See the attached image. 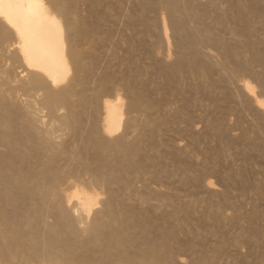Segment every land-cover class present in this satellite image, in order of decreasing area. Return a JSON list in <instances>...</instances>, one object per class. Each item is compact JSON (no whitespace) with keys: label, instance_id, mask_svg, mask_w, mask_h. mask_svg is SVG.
<instances>
[{"label":"bare ground","instance_id":"bare-ground-1","mask_svg":"<svg viewBox=\"0 0 264 264\" xmlns=\"http://www.w3.org/2000/svg\"><path fill=\"white\" fill-rule=\"evenodd\" d=\"M74 1L75 0H0V44H1L0 46L2 47V44H4L10 48L11 51L9 54V61H11V63H13V62L17 63V65L20 66L22 71L25 72L24 73L25 77L22 75L24 77V82L18 83V84H22L21 89H23V91H25V93L27 92L29 94V96H31L30 95L31 92H33L32 95H34L35 92H40V93H38L40 95V98H39L40 103L39 104H41L42 108L46 109V113H47L48 117H46V116L45 117L46 118L50 117L52 120L55 118L62 125V128L64 127V129H66L68 131V132H66V134L68 135V133H69L70 137L73 138L72 143H69V144H71L70 148L67 147L68 145L66 143H64V141H63V143H56L57 141L55 142L56 144L52 143L53 139L52 140L49 139L50 137H53V135L50 136V134L53 133L52 129L47 128L45 130L42 129L43 131H41L40 130L42 128L41 127L39 129L40 130L39 131L36 128V127H38V125H36V127H35L33 122H30L31 121V119L29 118L30 116L29 117L25 116L23 119L24 123H26V125H21V126L16 125V126H18L17 129L15 128L16 126L13 129L12 125H11V123L14 122V119L11 116L12 112H10L8 110L11 115L4 113V110H5L4 108H3L4 110L1 111L2 113L0 112V143H2V145L5 146V150L0 153V263L5 262L7 264H181V262L183 260L181 261L180 259H177L179 255L176 257L175 253L179 249L182 250V248L185 247L186 244L188 245V243H187L188 241L185 243L184 239H182V237H180V235H174L175 233L173 234V232H175V231L177 232V230L174 231L169 226L171 223L168 225L169 227L164 226L162 228L163 232H161L162 229H160L161 231H159V232H161V234L157 232L160 235L157 238L155 237V239H154V237L152 235L153 234L152 231L154 230L153 226H155L154 225L155 222H153V218H152L153 215H152V212H150L149 210H147L143 213H140V214L138 213V215H140V216L137 217V219L135 220L134 223L132 221V223H131L132 226H129V225H131V224H129L131 221L129 222L128 220H132V219H130V217L128 218V216H127V212H129V211H127L126 213H125V211H122V208L125 209L128 207L127 203L125 204V201H127L126 198H128V197L124 198V200L122 199L123 200L122 204H124V206L122 205V208H117L116 202H115L117 200V198H116L117 196L115 195L116 189L114 188L115 189L114 190L111 187L112 185L116 184V187L119 190L124 191L127 196L128 195L130 196L132 194L131 191L133 192V189H132L133 186H136L135 184L137 183V180L140 181V180H142L141 179L142 177L149 176V174H150L149 170L146 169L145 165H144V162L149 159L148 158L149 156L148 155H146L148 157H145V156L142 157L141 156L142 146L139 143L140 141L138 140V138H135L132 142H128L124 137V133L121 130L122 124L124 123L123 122V115L125 114L127 117L126 123H129V122L131 123V121L134 120L133 118L136 116V113L144 114L145 117L143 116L144 120L142 121L143 122L142 125H143V128L147 127V129H148V132L146 133V135H147L146 139L148 142L147 146L150 150H153V148L155 146L154 145V139H155L154 137H155L156 133L158 132V130H160L159 127H161L163 124H167V123L171 122V120H173L172 117L174 115L170 116V115L164 114L165 112L162 109V107L160 106L161 104L158 102H155V100L152 98V96H151L152 94L149 91L150 87L147 86V83L144 84V82L141 81V79H140L141 74L145 73V75H143L142 77L146 76V74H147V71L145 70V68H143L144 70H138L137 72L131 71V73H133V72H135V73H133V75L128 73L129 75H132V76H129V78H126L122 81H118L119 83L116 81V79H115L116 76L113 73H105V74L101 75L102 74V72H101V74H99V75H101L100 78L96 76L99 80V85H98L97 89H95L94 91H91V93H88L90 89H88V87H85V83L91 77L93 78V76H94L93 80H95V75H97L98 73L95 72V69L93 67V65L95 64V61H96L95 57L93 56L94 57L93 59L95 60L94 64H93V61H89V60H87L89 62L85 61L84 55L87 54L90 57H91V55H93L94 49H93L92 45L94 42L90 41V36L93 33L94 26L96 24L93 23L94 25H92V23L90 24L89 21L87 22V20H86V22H84L83 20L79 19L80 17L77 14L78 9H76L77 7L74 6L75 3L72 5V3ZM88 1H90V0H88ZM92 1H90V4H91V7H93V10H95L94 6L97 7L95 5V3L97 4V2H96V0H94L95 3H94V1L93 2ZM99 1L100 0H98V2ZM138 1H139V7L141 9L140 11H143V12L149 11V10H155L156 8H158V11H159V9H160L159 7H162L161 9H163L166 13H168V17H169L168 21L170 23V27H171L173 33L176 34L177 40H176L175 46H176L177 52H179L180 55L184 54L180 50L182 49V51H184V50H187L186 48H188V54H184L183 56H180V58H179V55L177 53L178 58L176 60H174L175 62H173L170 66L168 65L167 67H163L162 65H160L161 64L159 62L160 60H158V64H157L158 69H157L156 73L160 74V76L159 75L158 76L161 77V79L163 80V82H161V83L166 84V82L168 83L170 81L171 82L173 81L172 84L174 85L173 86V90H174V89L178 88L181 81L185 78V75L189 74V76H190V74H191V75H194L196 77L198 76V78L199 77L207 78L212 71V68H213L212 64H214V63L211 62L212 64H210V63H208L209 61L208 62L205 61V60H207V58L205 57L206 58L205 60L202 58L205 55H202V57L200 56V54L198 53V51L200 50V49H198L199 45H198V47H195V45L197 46V44H199V42H200L196 36H197V34H199V32L202 35H203V32H205V33L211 32V29L215 27V26L213 27V25H218V27H219V25H223L224 23L228 24V23H226L227 20H231V21H233L232 23L230 22L231 24H233L232 26L230 25L231 26V29H230L231 33L234 31H237V32L242 31L241 33L243 34L241 37V40L238 39L240 41L238 43L239 45L237 44L238 46L236 44L235 45L228 44L230 42H228L226 44L227 41L223 42L222 37L220 38L219 36H217L216 38H214L215 36L214 37H209V36L207 37L206 36L207 41L217 45L218 46L217 48H219V50H220V53L222 56V61L221 62L219 61V63L216 62L217 63L216 65L219 64V66H221V70H219V72L222 71V67H224V68L226 66L228 67L229 64L228 65L226 64V62L228 60H232V64L234 66H232L231 68H233V69L228 71L229 68H228V70L225 68L228 71V76H231V77L233 75L236 76V74L241 72V71L249 72L252 75V77H254L256 83L258 85H260L262 87V89H264V50H261L262 46L260 47V45L263 42L257 41L258 40L257 35H253V37H252L253 30L255 29L253 27L258 22V21L257 22H255V21L260 17L262 9L264 8V0H223L227 4L228 11L226 9L225 13H223V11H221L222 14H220V15L217 14L214 16L213 15L210 16L207 13L205 7L201 6L200 3L198 2V0H138ZM210 3H212V2H210ZM76 4H78V3H76ZM100 6L103 7V5H100ZM207 6H208V4H207ZM219 7L221 8V6H219ZM104 9H105V6H104ZM106 9L108 10V8H106ZM106 9L103 11H107ZM209 9H210V7H209ZM263 11H264V9H263ZM91 12H92V9H91ZM218 12H220V11H218ZM162 15L163 14H161V17H162V20L164 21V18ZM166 15L167 14H164V16H166ZM138 18H140V17H138ZM260 19H261V17H260ZM142 20H143V18H142ZM155 20H157V19H155ZM145 21H146V19H145ZM159 21H160V19H159ZM98 22H100V21H98ZM142 23L140 25H142ZM158 23H157V25H158ZM146 24L147 23H144L143 25H146ZM165 24H167V22ZM113 25H115V24H113ZM140 25H138L137 27H139ZM147 25H149V23ZM158 26H159L158 28L160 29V34H158V35H160L161 40H163V42H164V40H166V34H167L166 28H165L163 22ZM143 28H144V26H143ZM214 29H216V28H214ZM143 31L144 32L147 31L146 26L143 29ZM215 31H217V30H215ZM224 31H225V29H224ZM214 32H213V34H214ZM254 33H256V32H254ZM224 34H226V33H224ZM228 34H229V32H228ZM236 34H239V33H236ZM171 35L174 36V34H171ZM221 35H223V34H221ZM234 36H236V35L234 34ZM258 36H259V34H258ZM200 38H202V37H200ZM224 38H225V36H224ZM231 38H232V36H231ZM195 39L198 40L199 42H197V44L193 45L195 43ZM78 41H82V42H80V44L83 43L86 46L84 45L85 47L84 46L81 47L78 44ZM260 41H262V40H260ZM151 42H152V40H151ZM173 42L174 41H172V43ZM169 43H167V44H169ZM123 46H124V44H123ZM157 47H159V46H157ZM168 47H169V45H168ZM239 48H241L242 50H239ZM197 49H198V51H197ZM146 51H149V50H146ZM168 51H169V48H168ZM141 52H143V51H141ZM166 52H164V53L166 54ZM244 52H246L248 54L247 57L245 56L246 54H244ZM175 53H176V51H175ZM155 54H156V52H155ZM159 54L160 53H158L157 56H159ZM165 54H163V55H165ZM87 55L85 57H87ZM130 56H131V54H130ZM133 57H134V55H133ZM212 57H214V55ZM7 59H8V54H7ZM163 59L165 60L164 57H163ZM169 59H170V57H169ZM130 60H133V59H130ZM107 63H108V61H107ZM134 64H132V65H134ZM214 66H215V64H214ZM254 66L255 67L257 66V68L259 67L258 68L259 70L257 69L258 71H255L253 69ZM13 69H15V68H13ZM219 69H220V67H219ZM216 73H218V72H216ZM241 74L243 75V73H241ZM1 75L3 76V74H1ZM5 76L9 77L7 75H5ZM97 78H96V81H97ZM218 78H216V79H218ZM226 79H225V81H226ZM9 80H12V76H11V79H9ZM138 80H140L139 83H141L139 88L137 87L138 85H136L137 82H135ZM5 81L6 80H4V83H5ZM200 81L202 82V80H200ZM12 82H15V81H11V83ZM21 82H22V80H21ZM216 82L218 83L219 80ZM216 82L215 81L213 82V78H212L211 83L208 81L202 85L203 86L205 85V88H207V91H208L211 89H215ZM236 82H238V81H235V84H237ZM241 82H240V86H238V87L245 93L244 96L246 98V103H248V105L253 106L255 108V110H254V111H256L255 112L256 113L255 118L258 121H260V123H262V125H263L262 127L264 128L263 101L261 100V98L258 99V95L256 96L254 89H253V88H255L253 86L254 84L252 85L253 82L251 84L247 81H243L242 83ZM4 83L2 82L1 84H4ZM8 83H10V82H8ZM95 83H97V82H95ZM5 84L7 85V83H5ZM14 84H16V83H14ZM4 85L1 86L2 89L5 87ZM115 85L118 86L119 89H121V91L123 92V93L121 92L122 95H121V93L118 94L117 92H115L116 89H114L115 90L114 92L117 94H115L110 99H108V98L104 99L103 98L101 100V98H102L100 96L101 93L107 92V91H112L113 88H117V87H114ZM230 86H228V87H230ZM17 88H15V89H17ZM195 89H196V87H195ZM5 90H6V88H5ZM18 90H20V89H18ZM92 90H93V87H92ZM165 90H166V88H165ZM231 90L233 91L234 89L231 88ZM13 91H15V90H13ZM259 91L261 92V90H259ZM7 92H8V90H7ZM10 92H12V91H9V93ZM161 92H163V91H161ZM1 93L4 94L3 92H1ZM9 93H8V96H9ZM25 93H23V94H25ZM262 93H263V91H262ZM6 94L7 93L5 92V95ZM167 94H168V92H167ZM12 95L14 96V94H12ZM161 95H163V94H161ZM3 97H4V95H3ZM3 97H2V99H3ZM196 97H197V95H196ZM236 97H235V99H236ZM261 97H262V95H261ZM7 99H8V97H7ZM164 99H165V97H164ZM221 99L223 100V98H221ZM218 100H214V101L217 102ZM9 101H11V100H9ZM174 101H173V103H174ZM1 102H3V101H1ZM22 102H23V100H22ZM36 102H37V100H36ZM189 102H190V100H189ZM218 102H217V104H218ZM228 102H231V101L229 100ZM187 103H188V98L185 94H183L182 98H181V105L177 108V110L175 108L177 115L178 114L181 115L183 119H185V114L182 113V110L184 109L185 104H187ZM235 103H236V101H235ZM6 104H8L7 101H6ZM9 104H11V102ZM3 105L6 106L5 103ZM34 105H36V104H34ZM236 105H237V103H236ZM1 107H0V110H2ZM37 107H38V105H37ZM215 107H217V106H215ZM8 108L10 109V107H8ZM59 108H62L64 110V114L62 116H60V118H58L59 115L56 117V110ZM238 108H239V106H238ZM229 109H230V107L228 106V107L224 108L223 111H226V110L228 111ZM220 111L222 112V110H220ZM240 112L241 111H239V114H240ZM24 113H26V112L24 111ZM34 113H36V112H34ZM38 113H39V111H38ZM21 114H23V113H21ZM29 114H30V110H29ZM152 114H153V116H152ZM173 114H175V113H173ZM16 117H18V116H16ZM177 118H178V116H177ZM15 119H18V118H15ZM20 119H22V118H20ZM234 119H236V118H234ZM138 120H136V121H138ZM32 121H33V119H32ZM50 122H53V121H50ZM53 123H52V125H53ZM172 123H174V122H172ZM257 123H259V122H257ZM56 124H58V123H56ZM227 124H229V123H227ZM233 124H234V121H233ZM252 124H253V122H252ZM131 125H133V124H131ZM219 127H221V126H219ZM258 127H259V125H258ZM52 128H53V126H52ZM62 128H61V130H63ZM254 130H255V127H254ZM134 132L132 131V133H134ZM260 134H262V133L260 132ZM57 136H58V134H57ZM64 136H65V134H64ZM259 137H260V135H259ZM140 138H142V137H139V139ZM58 140H59V138H58ZM254 144H256V143H253V145ZM25 146L27 148V151L23 150L25 148L22 149V147H25ZM72 146H74V151L73 150L69 151V149H71ZM154 149H157V148H154ZM261 155H262V153H261ZM140 156H141V159H140ZM263 156H261V157H263ZM154 157H156V156H154ZM158 157H160V155ZM152 159H149V160H152ZM36 161L37 162L40 161V166H41L40 171H37V170L34 171V168H32V166L34 165V163ZM224 161H225V159H224ZM178 165L184 171L189 169L188 166H186V164H183V162L182 163L179 162ZM249 166H250V164H249ZM36 167H38V166H36ZM179 171H181V170H179ZM192 172L193 171H191V173ZM194 172H195V170H194ZM243 172H245V170ZM243 172L240 170L241 178H242L243 182H245L246 178L243 176V174H244ZM191 173L188 172L189 175ZM152 174H153V172H152ZM66 175H68V177L70 176L74 179L73 180L74 181L73 186L70 184L71 180L69 178H68L69 181H66L67 180ZM193 175H194L193 177H194L195 182L198 181L197 179L199 178L198 177L199 174L197 175L196 173H194ZM222 178H225V180L230 179V181H232L228 172ZM135 179H137V180H136V183L134 182V185H133V181ZM145 179H147V178H145ZM194 180H192V181H194ZM77 181L81 182V183L85 182L86 184L84 183L82 185H78L80 183L76 184ZM167 182H168V179H167ZM226 182H228V181H226ZM141 183H143V182H141ZM144 183H146V182H144ZM65 184H67V185L70 184L72 186V189L69 186L71 189V190H69V192H67V189L65 190L63 188L64 186H62V185H65ZM149 184H151V183H149ZM181 184H179V185H181ZM201 185L204 186V188L208 189V190H210L211 186H213L210 184V182H203ZM147 186L145 187L146 189H147ZM228 186H230V185H228ZM98 189H101V191L104 190V192L107 194L106 198L104 197L105 199L102 200V197L99 198V196H98L99 191L98 192L96 191ZM104 192H103V194H104ZM211 192H213V195H214L215 191H212V189H211ZM227 192H228V190H227ZM119 193H121V192L119 191ZM103 194H102V196H103ZM119 195H121V194H119ZM122 195H124V194H122ZM213 195H211V197ZM160 196L158 195L157 198L159 197V199H160ZM162 196L164 197L165 195H162ZM24 198L28 201V204H27V202H25L26 204L23 202V201H26ZM22 199H24V200H22ZM144 199L142 197L143 204L145 202ZM156 200L157 199H155V201ZM167 200H169V199H167ZM167 200L165 202H167ZM172 200H170V201H172ZM225 200H227V199H225ZM149 201H151V200H149ZM173 202H172V204H173ZM178 202H180V201H178ZM196 202L198 203V201H196ZM98 203L100 204V207L102 204V206H103L102 210H96L95 209V205ZM229 203H230V201H229ZM156 205H159V204H156ZM177 205L178 206H175V203H174L175 207L173 206L174 207L173 208L174 213L177 215V217L179 216V218H180L184 214L186 215L189 212L188 211L189 208L186 206V204H185V206L187 208L183 207V205H179V204H177ZM194 205H195V203H194ZM69 207H71L72 210L75 209V211L76 210L79 211L78 214H80V216H79L81 219L80 221L85 223V225L82 228H77L78 225H76V223H78V219H75V218L72 219V217H70L72 215L71 214L69 215V212H70ZM131 208L133 209V207H131ZM155 208L158 210L157 207H155ZM194 208H196V206ZM210 208H211V206L208 209H210ZM207 211H210V210H207ZM132 212H133V210H132ZM71 213H73V211H71ZM90 213H92L93 216ZM258 213L259 212L251 211V213H248V215L246 214L247 216L246 215H244V216H246V218H247L246 220L249 219V222L252 223V219H254ZM263 213H264V211H263ZM76 214H77V212H76ZM211 214H213V217H214V215H217L215 217H218V210L217 211H216V209L214 210V207H213V209L211 210ZM260 214H261V212L259 213V215ZM47 215L52 216L53 221L51 220L52 221L51 223L46 222L45 217ZM89 215H91V217H92V219L90 221L88 220ZM259 215H258V217H260ZM50 216H49V218L51 219ZM261 216H262V218H264V215H261ZM75 217L78 218L77 216H75ZM131 217H133V215ZM169 217H170V215L168 216V218ZM159 219H161V218H159ZM235 219H237V218H235ZM167 221H168V219H167ZM230 221H231V219H230ZM253 222H254V220H253ZM184 223L185 222H183V225H185ZM228 223H229V221H228ZM78 224L80 225V223H78ZM164 224L166 225V222H163V225ZM81 225H80V227H81ZM183 225L181 224V226H183ZM249 226H250V224H249ZM174 227H176V225ZM160 228H161V226H160ZM181 228H183V227H181ZM177 229H179V228H177ZM186 229H188V228H186ZM186 229H184V231ZM153 232H155V231H153ZM242 232H243V230H242ZM201 233H203V232H201ZM245 233L250 235V237L251 236L255 237L256 229L253 226H251L250 228L248 227V231ZM198 235H200V234H198ZM151 238H153V239L151 240ZM198 239L200 240V238H198ZM242 239H244V238H242ZM188 240H190V239H188ZM195 240H196V238H195ZM198 243L200 245V242H198ZM203 244H204V242H203ZM205 244H207V243H205ZM239 244H241V243H239ZM254 244H256V243L254 242ZM201 246H199V247H201ZM255 248H257V247H255ZM204 249H205V247H204ZM252 250H253V248H252ZM199 251H201V250H199ZM179 252H182V251H179ZM220 253H221V249L218 246H214L211 249H205L202 252H200V254H198L197 259H196V264H218V262H219L218 261V259H219L218 255ZM253 259H254V257H253ZM256 259H257V257H256ZM239 263H240V261H239Z\"/></svg>","mask_w":264,"mask_h":264},{"label":"rangeland","instance_id":"rangeland-1","mask_svg":"<svg viewBox=\"0 0 264 264\" xmlns=\"http://www.w3.org/2000/svg\"><path fill=\"white\" fill-rule=\"evenodd\" d=\"M75 1L72 3V5L75 3L74 6L77 7L76 9H78L77 14L80 17V18L79 17L78 18L81 19V20H83L84 22H86V20H87V22L89 21V23L90 24L92 23V25L96 24L94 26V31H93V33L90 36V41H93L94 42L93 45H92L93 46V49H94L93 50V55H91V57L89 55H87V54L84 55V60L85 61H87V60L93 61V64H94V61L96 60L95 61V64L93 65V67L95 69V72L98 73L97 75L94 74L95 75V80H93L94 79V76H93V78L91 77L88 81H86L85 87H88V89H90L88 93H91V91H94L95 89H97V87L99 85V80H98L97 77L100 78L101 75H103L105 73H113L116 76L115 77L116 81L118 82V81H122V80H124L126 78H129V76H132L133 73L137 72L138 70H144L143 68H145V70L147 71V74L144 77H142V76L145 75V73L144 74H141V76H140L141 81L144 82V84L147 83V86L150 87L149 88V91L152 94L151 95L152 98L155 100V102H158V103L161 104V105L160 104L159 105L164 110V112H165L164 114H167V115H170V116L171 115H174L172 117L173 120H171V122H169L167 124H163L161 127H159L160 130H158V132L156 133V135L154 137L155 138L154 139V145H155L154 148H157V149H154L153 148L154 151L153 150H150L148 148V146H147L148 145V142H147V139H146V136H147L146 133L148 132V129H147V127H144L143 128V125H142L143 124L142 121L144 120V117H145L144 114H142V113H140V114L136 113V116L133 118L134 120H132V121L130 120L131 123L130 122L129 123H126L127 117H126L125 114H124L125 116L123 115V122L124 123L122 124V129L121 130L124 133L125 139L128 142H132L135 138H138V140L140 141L139 143L142 146L141 156L142 157L143 156H145V157H148L149 156L148 157L149 159H152V158L153 159L152 160H149L148 159L147 161L144 162L145 168L149 170L150 174H149V176H146V177H142L141 178L143 181L142 180H140V181L143 182V183H141L137 179H135L133 181V185H134V182L136 183V180H137V183L135 184L136 186H133V188H132L133 189V192L131 191L132 194L130 193L131 194L130 196L129 195L127 196L124 191L119 190L116 187V184H114V185L111 186L113 189L114 188L116 189V190L115 189L114 190H115V195L117 196L116 197L117 200L115 201L117 208H122V205L124 206V204H122L124 198L128 197V198H126L127 201H125V204L127 203L128 207L125 208V209L122 208V211H125V213L127 211H129V212H127V216H128V218L130 217V219H132V220H128L129 222L131 221L129 224H131L132 221L134 223L135 220L137 219V217L140 216V215H138V213L140 214V213H143V212H145L147 210H149L150 212H152L153 222H155L154 223L155 226H153L154 227L153 228L154 229L153 231L156 232L155 233V232L152 231V233H153L152 235H153L154 239H155V237L157 238L161 234V232H163V229L162 228L164 226L165 227H169L170 226L174 231L177 230V232L175 231V232H173V234L175 233L174 235H180V237H182V239H184L185 243L188 241L187 242L188 245L186 244V246L183 247L182 250L179 249L175 253V256L176 257L179 255L177 259H180L181 261L183 260L181 262V264H191V263L192 264H196V259H197L198 254H200V252H202L203 250H205V249H211L214 246H218L221 249V253H220L221 255L220 254H219L220 256L218 255V258H219L218 259V261H219L218 264H263L264 263V247H263L264 246V220H263L264 218H262L261 215H264V213H263V211H264V194H263L264 193V156H263L264 155V150H263L264 149V136H263L264 135V128L262 127L263 126L262 123H260V121H258L255 118V114H256L255 113L256 111H254L255 108L253 106L248 105V103H246V98L244 96L245 93L238 86H240V82L241 81L242 82L243 81H247L250 84L253 82L252 85L254 84L253 86L255 87V88H253L254 89V92H255L256 96L258 95V99L261 98V100L263 101V107H264V89H262V87L256 83L254 77H252V75L249 72H246V71L243 72V71H241V72L237 73L238 75L237 74H236V76L233 75L234 77L233 76L232 77L231 76H228V71L232 70L233 68H231V67L234 66L232 64V60H228L226 62L227 65L229 64L228 67L227 66L225 67L227 70L229 68L228 71L224 67H222V71L219 72V70H221V66H219V64L218 65H216V64L219 63V61L220 62L222 61V56H221L220 50H219V48H217L218 47L217 45L208 42L207 39H206V36L207 37L208 36L209 37H214L215 36L214 38H216L217 36H219L220 38L222 37L223 42L224 41L225 42L227 41L226 44L228 42H230L228 44H232V45H235L236 44L237 45L240 42L238 39L241 40V37L243 35L241 33L242 31H238V32L237 31H234V32L231 33L230 29H231V26L233 25V24H231L233 21L226 19L228 21V22L226 21V23H228V24H225L224 23L223 25H219V27H218V25H213V27L215 26L214 28H216V29L212 28L211 29V32H208V33L203 32V35L200 34V32H199V34H197L196 37L198 38V40L200 42L198 40H196L197 39L196 38L195 39V43L193 42L194 43L193 45H195V44H197V42H199V44H197V46L195 45V47H198V45H199L200 48L198 47V49H200L199 50L200 52L198 51V49H197V51L200 54V56L202 57V55H205L202 58L204 60L207 58V60H205V61H207V62L209 61L208 63H210V64L214 63L216 67L214 66V64H212V66H213L214 69L212 68V71H211L210 75L207 78H205V77L204 78L203 77L202 78L201 77L198 78V76L196 77V76L191 75V74H190V76H189V74L188 75H185V78L180 83L181 85L179 84L178 88H176V89L173 90V86H174L172 84L173 81L172 82L170 81L168 83L166 82V84L165 83H161V82H163V80L161 79V77H159L160 74L156 73V71L158 69V66H157L158 60H160L159 61L161 63L160 65H162L163 67H167L168 65L170 66L173 62H175L174 60H176L178 58V55H179V58H180V56H183L184 54H188V48H186L187 50H184L183 49L184 51H182V49L180 50L184 54H181L180 55L179 52H177V49H176V46H175L176 45L175 43H176L177 37H176V34L173 33V31H172V29L170 27V23L168 21L169 20L168 13H166L163 9H161L162 7H159L160 8L159 11H158V8H156L155 10H149V11H144L143 12V11H140L141 9L139 7V1L138 0H100L99 2H98V0H96L97 4L93 0L94 3H95V5L97 6V7L94 6V9L95 10H93V7H91V4H90V1H92V0H90V1H88V0H75ZM215 1L216 0H209V1L208 0H198V2L200 3V5L203 6V7H205L207 13L210 16L211 15L214 16V15H217V14L220 15V14H222L221 11H223V13H225L226 12V9H227V4L223 0H217L216 2ZM210 2H212V3H210ZM76 3H78V4H76ZM207 4H208V6H207ZM100 5H103V7L100 6ZM104 6H105V9L108 8V10L106 9L108 12L107 11H103V10H105L104 9ZM219 6H221V8ZM209 7H210V9H209ZM91 9H92V12H91ZM263 9H262V12L260 14V17H261L262 20L259 17L258 18L259 20L257 19L255 21V22H257V21L258 22H257V24L255 23L256 25L253 24L254 25L253 28H255L256 30L254 29L255 31L253 30V34H252V37H253V35H257V39L258 40L257 39L256 40L258 42H263L260 45V47L261 46L263 47V48L261 47V50H264V16H263L264 15V13H263L264 11H263ZM218 11H220L221 13L218 12ZM227 11H228V9H227ZM161 14H163L162 16L164 18V21L162 20ZM164 14H167V15L164 16ZM138 17H140V18H138ZM142 18H143V20H142ZM145 19H146L147 22L145 21ZM155 19H157L158 21L155 20ZM159 19H160V21H159ZM98 21H100V22H98ZM158 22L160 24L163 22V24H164V26L166 28V33L169 35L168 36L166 34V40H164V42H163V40H161L160 35H158V34H160V29L158 28L159 27L158 25H160V24ZM166 22H167L168 25L165 24ZM141 23H142V25H140ZM144 23H147V24L149 23L150 26L147 25V24L146 25H143ZM157 23H158V25H157ZM113 24H115V25H113ZM138 25H140V26L137 27ZM143 26H144V28L146 26V29H147L146 32L147 33L143 31V29H144ZM224 29H225V31H224ZM215 30H217V31H215ZM213 32H214V34H213ZM228 32H229V34H228ZM254 32H256V33H254ZM224 33H226V34H224ZM236 33H239V34H236ZM171 34H174V36H172ZM221 34H223V35H221ZM234 34L236 36H234ZM258 34H259V36H258ZM224 36H225V38H224ZM231 36H232V38H231ZM200 37H202V38H200ZM151 40H152V42H151ZM171 40L174 41V42L172 43ZM260 40H262V41H260ZM80 42H82V41H78V44L81 47H83L85 44H83V43L80 44ZM167 43H169V44H167ZM123 44H124V46H123ZM168 45H169V47H168ZM157 46H159V47H157ZM167 47L169 48V51H168V48ZM140 50L143 51V52H141ZM146 50H149V51H146ZM239 50H242V49L239 48ZM10 51L11 50H10V48L7 45L2 44V47L0 46V66H1L0 67V77L2 78V79L0 78L1 79L0 80V88L5 83H7V85L6 84L4 85L5 86L3 88L4 90L2 88H1L2 90L0 89V91L4 93V94H2L0 92V107L2 106L1 107L2 110H0V112L3 111L4 109H5L4 110V113L10 114L9 111L12 112L11 113L12 115L11 114L10 115L14 119V122L11 123L13 129H14V127L16 125H18V126L26 125V123H24V120L23 119H24L25 116L26 117H29L30 116L29 117L31 119L30 122H33V124L35 125V127H36V125H38L39 128L36 127L38 130L41 127H42L40 129L41 131H43V130H45L47 128L53 130V133H51L50 136L53 135V137L56 140L53 137H50L49 138L50 140L53 139L52 140V143H55L56 141H57L56 143H63V141H64V143H66L68 145L67 147L70 148L71 147V144H69V143H72L73 138L70 137V134L69 133H68V135L66 134V132H68V131L66 129H64V127L62 128V125L55 118H54L55 120L54 119L52 120L50 117L49 118H46V117H48L47 116V113H46V109L42 108L41 107V104H39L40 103L39 102L40 95L38 93H40V92H35L34 95H32L33 92H31L30 93L31 96H29V94L27 92L25 93V91H23V89H21L22 88V84H18V83H23L24 82V77H25L24 73L25 72L22 71V69L20 68L19 65H17V63H14V62L11 63V61H9ZM175 51H176V53H175ZM155 52H156V54H155ZM164 52H166L167 55ZM158 53H160L159 54L160 57L157 56ZM177 53H178V55H177ZM7 54H8V59H7ZM130 54H131V56H130ZM163 54H165L166 56L163 55ZM244 54H246L245 55L246 57L248 56V54L246 52H244ZM86 55H87V57H85ZM133 55H134V57H133ZM213 55H214V57H212ZM93 56L95 57V60L93 59L94 58ZM163 57L165 58V60L163 59ZM169 57H170L171 60L169 59ZM130 59H133V60H130ZM89 61H87V62H89ZM107 61H108V63H107ZM131 63L132 64L135 63V64L132 65ZM218 66L220 67V69H219ZM13 68H15V69H13ZM258 68H257V66L256 67L255 66L253 67V69L255 71H258L259 70ZM131 71H135V72L131 73ZM101 72H102V74H101ZM216 72H218V73H216ZM128 73L129 74H132V75H129ZM241 73H243V75ZM1 74H3V76ZM99 74H101V75H99ZM5 75H7L9 77H6ZM11 76H12V80H9V79H11ZM96 78H97V81H96ZM212 78H213V82L214 81L216 82L218 80H219V82L218 83L216 82L215 89H211V90H208L207 91V88H205V85L203 86L202 84H204L205 82H208V81L211 83L212 82ZM216 78H218V79H216ZM224 78L225 79L227 78L226 81H225ZM4 80H6L5 83H4ZM21 80H22V82H21ZM200 80H202V82ZM1 81L4 84H1L2 83ZM11 81H15V82H12L11 83ZM94 81L97 82V83H95ZM139 81L140 80L135 81V82H137L136 85H138L137 86L138 88L140 87V84H141V83H139ZM235 81H238V82H236L237 84H235ZM8 82H10V83H8ZM14 83H16V84H14ZM228 86H230V87H228ZM14 87L15 88L18 87V88L15 89ZM92 87H93V90H92ZM114 87H117V88H113L112 91H107V92L101 93V95H100L102 97L101 100L103 98L104 99H106V98L110 99L115 94H117V93L120 94L122 92L121 89H119L118 86L115 85ZM195 87H196L197 90L195 89ZM5 88H6V90H5ZM165 88H166V90H165ZM231 88L234 89V90L232 91ZM18 89H20V90H18ZM114 89H116V91ZM7 90H8V92H7ZM13 90H15V91H13ZM259 90H261V92ZM4 91L7 93L6 95H5V92ZM9 91H12V92L9 93ZM114 91L117 92V93H115ZM161 91H163V92H161ZM262 91H263V93H262ZM167 92H168V94H167ZM8 93H9V96H8ZM23 93H25V94H23ZM122 93H121V95H122ZM12 94H14V96ZM161 94H163V95H161ZM183 94H185L187 96V98H188V103L185 104V107L182 110V113L185 114V119H183L181 115H179V114L177 115V113H176L177 108L181 105V98H182V95ZM260 94L262 95V97H261ZM3 95H4V97H3ZM196 95H197V97H196ZM1 96L3 97V99H2ZM7 97H8V99H7ZM164 97H165V99H164ZM235 97H236V99H235ZM221 98H223V100ZM233 99L236 101L237 105H236V103H235V101ZM5 100L7 101L8 104H6V101ZM9 100H11V101H9ZM22 100H23V102H22ZM36 100H37V102H36ZM189 100H190V102H189ZM195 100L196 101L198 100V101L196 102ZM214 100H218L219 101V102L217 101L218 104ZM229 100L231 102H228ZM1 101H3V102H1ZM173 101H174V103H173ZM10 102H11V104H9ZM2 103L3 104L5 103L6 106H4ZM34 104H36V105H34ZM37 105H38V107H37ZM215 106H217V107H215ZM228 106L230 107L231 110L229 109L228 111L227 110L226 111H223V109L226 108V107H228ZM238 106H239V108H238ZM8 107H10V109ZM175 108H176V110H175ZM29 110H30V114H29ZM220 110H222V112ZM24 111L26 113H24ZM38 111H39V113H38ZM239 111H241L240 114H239ZM34 112H36V113H34ZM21 113H23V114H21ZM173 113H175V114H173ZM63 114H64V110L62 108H59V109L56 110V117L59 115L58 118H60V116H62ZM16 116H18V117H16ZM152 116H153V114H152ZM177 116H178V118H177ZM15 118H18V119H15ZM20 118H22V119H20ZM234 118H236V119H234ZM32 119H33V121H32ZM136 120H138V121H136ZM50 121H53L54 123L53 122H50ZM233 121H234V124H233ZM172 122H174V123H172ZM252 122H253V124H252ZM257 122H259V123H257ZM52 123H53V125H52ZM56 123H58V124H56ZM227 123H229V124H227ZM131 124H133V125H131ZM51 125L53 126V128H52ZM258 125H259V127H258ZM18 126H16L15 128L17 129ZM219 126H221V127H219ZM254 127H255V130H254ZM61 128L64 131L61 130ZM132 131L133 132L135 131V132L132 133ZM62 132L63 133L65 132L64 134H65V136L66 135L67 136L65 137ZM260 132L262 134H260ZM57 134H58V136H57ZM259 135H260V137H259ZM139 137H142V138L139 139ZM58 138H59V140H58ZM253 143H256V144L253 145ZM3 146L4 145H2V143H0V153L5 150V146L4 147ZM23 148H25V149H23ZM22 149L24 151H27L26 146L25 147H22ZM72 150L74 151V146H72V148L69 149V151H72ZM261 153H262V155H261ZM146 155H148V156H146ZM159 155H160V157H158ZM141 156H140V159H141ZM154 156H156V157H154ZM261 156H263V157H261ZM224 159H225V161H224ZM179 162H181V163L183 162V164H186V166H188V168H189L188 169L189 171L188 170H186L187 172L184 171L178 165ZM249 164H250V166H249ZM36 166H38V167H36ZM32 168H34V171L35 170L40 171V169H41L40 161L39 162L36 161L34 163V165L32 166ZM177 168L178 169L180 168L179 170H181V171H179ZM193 169L195 170V172H194ZM190 170L193 171V172L191 173ZM240 170L242 172L245 170V172H243L244 174L242 173L243 176L246 178L245 179V182H243V180L241 178ZM152 172H153V174H152ZM188 172L191 173V174L189 175ZM227 172L230 175V178H231L232 181H230V179H226L225 180V178H222V177H224V175ZM194 173H196L197 175L199 174L198 175L199 178L197 179L199 182L198 181L195 182L194 177H193L194 176L193 175ZM66 178H67L66 181H69L68 178L72 181V182L70 181V184L73 186L74 185V181H73L74 179L72 177H70V176L68 177V175H66ZM145 178H147V179H145ZM167 179H168V182H167ZM192 180H194V181H192ZM226 181H228V182H226ZM144 182H146L147 184L144 183ZM203 182H210V184L213 185V186H211V189H212V191H215L214 192V195H213V192H211V189L210 190L205 189L204 186L201 185ZM78 183H80V184H78ZM84 183H81V182H78V181L76 182V184H78V185H82ZM149 183H151V184H149ZM70 184H68V185L67 184L62 185V186H64L63 188L65 190L67 189V192H69V190L72 189V186ZM143 184L144 185L146 184V185L144 186ZM179 184H181V185H179ZM228 185H230V186H228ZM69 186L71 187V189H70ZM146 186H147V189L145 188ZM227 190H228V192H227ZM96 191L97 192L99 191L98 192L99 198L102 197V200L106 198L107 194L104 192V190L101 191V189H98ZM119 191L121 193H119ZM103 192H104V194H103ZM101 193L103 194V196H102ZM119 194H121V195H119ZM122 194H124V195H122ZM210 194L213 195V196L211 197ZM156 195L157 196L158 195L159 196L161 195L160 196V199H159V197L157 198ZM162 195H165L166 197L165 196L163 197ZM142 197H143V199L145 198L144 201L146 203L144 202V204L142 202L143 201L142 200ZM24 199H22V200H24ZM155 199H157L158 201L160 200V201L159 202L157 200L155 201ZM167 199H169V200H167ZM225 199H227V200H225ZM149 200H151V201H149ZM166 200H167V202H165ZM170 200H172V201H170ZM178 201H180L181 203L178 202ZM196 201H198V203ZM229 201H230V203H229ZM23 202L24 203L27 202V204H28V201L27 200L26 201H23ZM172 202H173V204H172ZM174 203H175V206H178L177 204L183 205V207H186L187 206L189 208L188 209L189 212L186 215L184 214L185 215V216L183 215L184 217L183 216L180 217V218H179V216L177 217V215L174 213V209H173L175 207L174 206ZM194 203H195V205H194ZM156 204H159V205H156ZM185 204H186V206H185ZM195 206H196V208H194ZM210 206H211L212 209L214 207V210L215 209H216V211L218 210V217H215L217 215H214V217H213V214H211V210L212 209L211 208L208 209ZM131 207H133V209ZM155 207H157L158 210ZM69 208H70L69 215L70 214L72 215L70 217H72V219H74V218L75 219H78V223H80V225L82 224L81 227H80V225L78 223H76V225H78L77 228H82L85 225V223L80 221L81 220L80 217H79L80 214H78L79 211L78 210L75 211L74 208H73L74 210H72L71 207H69ZM95 209L96 210H102L103 209L102 204H101V207H100V204L99 203L96 204L95 205ZM132 210H133V212H132ZM207 210H210V211H207ZM71 211H73V213H71ZM251 211H255V212H259V213L261 212L260 215L258 213L257 216L254 219H252V223L249 222V219L246 220L247 219L246 216L248 215V213H251ZM76 212H77V214H76ZM90 214L93 216L92 213H90ZM131 214L133 215V217H131L132 216ZM91 215H89V218H88L89 221L92 219ZM169 215H170V217L168 218ZM244 215H246V216H244ZM258 215L260 217H258ZM49 216L47 215L45 217V220H46L47 223H51L53 221L52 220L53 219L52 216H50L51 219L49 218ZM75 216H77L78 218H76ZM159 218H161V219H159ZM235 218H237V219H235ZM167 219H168V221H167ZM230 219H231V221H230ZM253 220H254L255 223L253 222ZM228 221H229V223H228ZM163 222H166V225L167 226L165 224L163 225ZM183 222H185L184 223L185 225H183ZM181 224L183 226H181ZM249 224H250V226H249ZM175 225H176V227H174ZM129 226H132V224L129 225ZM160 226H161V228H160ZM251 226L255 227V229H256L255 237L254 236L253 237L252 236L250 237V235H248V234L245 233V232L248 231V227L250 228ZM181 227H183V228H181ZM177 228H179V229H177ZM186 228H188V229H186ZM160 229H162V231ZM184 229H186V230L184 231ZM242 230H243V232H242ZM159 231H161V232H159ZM157 232L160 233V234H158ZM201 232H203V233H201ZM181 233L182 234L184 233V234L182 235ZM198 234H200V235H198ZM193 236L196 238V240H195V238ZM198 238H200V240L201 241L203 240V241L201 242ZM242 238H244V239H242ZM152 239L153 238H151V240ZM188 239H190L191 241L188 240ZM249 239L250 240L252 239V240L250 241ZM198 242H200V245H199ZM203 242H204V244H203ZM254 242L256 244H254ZM205 243H207L208 245L205 244ZM239 243H241V244H239ZM199 246H201V247H199ZM204 247H205V249H204ZM251 247L253 248V250H252ZM255 247H257V248H255ZM199 250H201V251H199ZM179 251H182V252H179ZM253 257H254V259H253ZM256 257H257V259H256ZM239 261H240V263H239ZM0 264H7V263L1 262Z\"/></svg>","mask_w":264,"mask_h":264}]
</instances>
